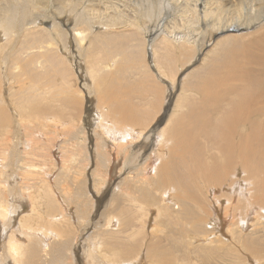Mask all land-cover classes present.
Returning <instances> with one entry per match:
<instances>
[{
	"label": "bare ground",
	"instance_id": "1",
	"mask_svg": "<svg viewBox=\"0 0 264 264\" xmlns=\"http://www.w3.org/2000/svg\"><path fill=\"white\" fill-rule=\"evenodd\" d=\"M63 1L67 0H0V69L21 64L28 72L36 58L29 51L34 44L56 42L60 44L61 53L48 49L43 56L50 67L36 77L58 83L47 92L51 103L63 105L69 101L77 103L75 108L81 107L82 101L74 94L61 95L68 76L62 52L74 42L76 53L86 55L93 69H86L95 76L90 92L98 107L102 105L92 121L100 135V140L93 139L98 140L96 165L108 164L105 161L108 153L105 155L100 147H120L126 154L129 153L127 146L142 138L149 141L143 147L151 149L150 165L142 176L129 173L114 177L108 183L104 178L107 189L102 194L108 196L112 188L117 191L109 194L111 211L103 224L86 218L90 212L85 209L86 203L76 202L84 212L82 216L69 212L60 214L62 208L59 209L58 201H61L53 188L67 192L62 185L69 179V168V173L61 172L59 179H54L56 185L54 181L49 183L33 177L28 178L29 184L21 185L15 178L16 170L6 178L11 180L7 185L5 178L0 177V264H76L72 258L77 256L73 251L79 247L74 243L80 221L86 222L85 225L91 223L97 229L86 238L89 244L84 252L88 264L97 261L101 264H149L150 261L184 264L193 260L186 256L191 251L186 252V249L190 247L199 255L203 254L197 258L198 264H248V261L255 264L263 259L264 238L259 234L264 236V0H93V3L80 0L82 9L77 8L78 2L69 3V8L57 5ZM100 7L104 11H93ZM170 9L173 13L180 11L181 20L177 22L182 21L181 25H166L171 12L165 13ZM108 10L109 14H105ZM245 28L249 29L242 32ZM170 32L173 33L169 35ZM210 38L217 39L205 52ZM86 43H89L87 48ZM43 47L45 45H39ZM144 47L143 52H138ZM25 52L28 58L23 61ZM148 54L163 81L167 72L178 76L177 61L188 55L191 58H187L186 65L179 66V69L187 68L181 77L179 75L181 90L172 80L168 99H162L165 107L161 119H166L162 120L163 127L155 124L151 135L145 138V128L151 124L154 111L150 107L135 110L134 98L140 95L137 91L140 84L137 92L129 82L131 79L123 82L126 87L120 86L121 78L114 84V78L119 76L115 77L112 69L117 70L116 74L130 72V69L142 74L143 78L137 76L139 83L146 77L149 82L152 78L158 79L159 74L155 73ZM109 56L118 61L105 64L102 60ZM198 57H202L201 62L195 66L194 62L189 70L191 64H188ZM70 69L71 73L74 69L77 71L75 66ZM58 78L61 82L56 80ZM4 79L12 89L10 79ZM190 86L194 91L199 89L203 97L198 91L196 97L187 94ZM43 99L42 94H30L20 101L28 118L37 119L45 110ZM3 102L0 92V121L5 124L7 115ZM171 103L173 111L168 113L166 108H170ZM104 104H108L106 110ZM46 122L54 123V119L48 118ZM159 141L167 156L158 152ZM131 153L130 157L141 154L133 150ZM72 156L73 153L62 158L65 164L71 163ZM3 167L7 168L0 158V168ZM98 169L97 166L91 172L96 176ZM81 183L84 188L86 182ZM26 203L28 206L22 210ZM151 207H156L158 212L152 232L168 228L164 236L155 237L157 240L149 239L147 231V222L153 216L149 213ZM45 217L49 220L45 221ZM218 231L223 232V238L216 234ZM163 237L168 244H164ZM194 238L206 241L204 247L195 244Z\"/></svg>",
	"mask_w": 264,
	"mask_h": 264
},
{
	"label": "rangeland",
	"instance_id": "2",
	"mask_svg": "<svg viewBox=\"0 0 264 264\" xmlns=\"http://www.w3.org/2000/svg\"><path fill=\"white\" fill-rule=\"evenodd\" d=\"M79 1L80 0H67L66 2L63 1L62 3L57 2V5H63V7L69 8V3L78 2L77 8L82 9L83 8L82 4L79 3ZM90 2L93 3L94 1L92 0ZM86 3H88V2H86ZM165 8L166 7H164V9ZM99 10L104 11L102 7L97 8L93 11L98 12ZM170 10L167 13H165V14H168L169 12H171L168 14L169 16H167V18L165 20L166 25H168V26H173L174 24H176V25L178 24V26L181 25L182 21L177 22V20H181L180 11H178V13H173L172 9H170ZM172 13H173L174 17L171 16ZM54 14L59 15V13L57 11L56 12L54 11ZM105 14H109V10L107 12H105ZM175 16H177L179 18L177 19V17H175ZM159 21H161V20L159 19ZM146 24H148V23H146ZM176 25H174V26H176ZM148 26L151 29L153 28V26L150 27V24H148ZM248 29H246V28L242 29V32L243 31L246 32ZM172 33L173 32H170L169 35ZM216 39L210 38V40L207 43L205 52H207L210 48H212L213 42ZM143 41H144V39H143ZM39 45H45V47L39 48ZM34 46L35 47L32 50H29L30 54L36 55V58L34 59V62L31 66L30 71L25 72V70L22 69L21 64H18L16 67H12V68H6L3 70L0 69V92H2V95H3V101H4L3 106L5 108V112L7 115L6 116L7 119H6L5 124H2L0 121V158L3 159V164L6 165V167H7L6 169H4V167L2 169L0 168V177L5 178V185H7L8 182L11 180L8 181L6 178H8V176L16 170L17 177H15V178L18 180V183H20L21 185L29 184L30 183L28 181L29 177L36 178L39 181H41L42 179H46L50 183V182H53L55 178L59 179L61 172L65 171V172L69 173V169H70L71 173L68 174L69 179L67 182L64 183V185H62V188H64V190H67V192H62L61 189H56L55 187L53 188L54 194L56 196H58V194H59L58 197L60 198V201L62 203L61 204L58 201L59 209L62 208L61 209L62 213H60V214H64V213L69 212V214L73 213L72 215H74L76 217L82 216L84 214V212H82V210H80V204L78 205V203H76V202H81V204L86 203L85 204L86 211L90 210V212L86 218L90 221L94 220L93 223H96V221H97V222H100L103 224V220H104V222L107 220V217H109L108 214L111 211V208H110L111 195H109V194H111L112 191H114V192L117 191V190H113V188H112V190L108 192V196L103 195L102 193L105 192L107 189V184L103 183L104 178H105V181H107V183H108L110 181V179H112L114 177H120V176L123 177L126 175L128 176L129 173H131L132 176H135L137 174L142 176V173L150 165L151 149L149 147H143V145L149 141L142 138L141 141L135 142L134 144L127 146L129 153H131L132 150L134 152L136 151V153L137 152L141 153V154H139L140 155L139 157L137 156L138 154H136V156L134 155L131 157H130V155L132 153L129 154L128 152H126V154H124L125 152H123L120 147L114 148L112 146L111 147L110 146H105V147L102 146V148L100 147V149H102V152L105 155H106V152L108 153L107 156L105 157L106 158L105 161L108 162V164L104 163L103 165L105 167L100 165V164L96 165L97 159H95V158H97V154H96L97 150L95 147H97V141L100 140L98 138V136L100 137V135L95 130V127H94L92 121H93V117L95 116L97 108L102 109V107H101L102 105L100 107H98L99 103L94 99V97L92 96V94L90 92V90L93 89L90 86L94 85L91 80H92V77H95V76H94V73H93V75H91L87 72V70L93 71V69L90 68L91 66H90L88 59L86 58V55L84 56V55H82V53H80V55H78V53H76L77 51L75 50L76 47L74 45V42H72V44L69 45V49H67V51L62 52V54L65 56V59H66L65 65L69 69L67 68L68 74L66 73L68 75L67 79H66L67 85L65 84V86L61 87V95L63 96V94L67 92V95L70 96L72 93V95L74 94L78 100L82 101L79 103V106H81V107L75 108L74 106L77 105V103L76 104L75 103L70 104L69 101L63 105H59L57 103H51V97L49 94H47V92L50 89H55L56 84H58V83H55L54 81H49L45 77H43V78L36 77V74L44 73V71L48 67H50L48 62L45 60L43 54H45L48 49H52V48L55 50V52L61 53V51L59 50L60 44H58L56 42H53V43L37 42L34 44ZM88 46H89V43H86L85 48H87ZM141 50L138 52H143V50H145V47H144V49L142 48ZM148 53L149 54L151 53V50L149 48H148ZM149 54H148V59L150 60V62H152L153 69H154L155 73H158L156 71V69L154 68L155 66H154L153 60L150 59ZM77 55L80 56V58ZM22 58H23V61H25L28 58V53L25 52L23 54ZM90 58H93V57H90ZM111 58L112 57L109 56L108 58H106L105 60H102V61L106 62L105 64H107V62H108L107 65L115 64V61H118V60H115L114 58H112V59ZM118 58H120V57L118 56ZM187 58L190 60L191 57L188 55V56H185L184 59H187ZM201 58L198 57L196 59V61L193 60V62H190L188 64V66L191 64L190 65L191 68L189 67V70L192 69L195 65L199 64L201 62ZM184 59H183V61H181V60L179 62L177 61V63H179L178 68H176V72L178 71V73H179L178 76H176V77L174 76L175 77V79H174V77L171 76L172 73L167 72L166 73L167 75L166 76L164 75V77H165L164 80H166V81H163L162 80L163 77H161L160 74L158 73L159 74L157 77L158 79L152 78V80H150V82H149L148 81L149 79L147 80L148 77H146V78H144V80L142 79L141 83H139V82H137V80H138L137 76L138 75L141 76L142 74L135 73L132 71V69H130V72H125V73L117 72V74H116L117 70L115 68L112 69L113 71H115L114 72L115 77H116V75L119 76L118 78L113 77L115 79L114 84H116L117 80L119 78H121V79H119V81L121 83L120 86L124 85L126 87L125 83H123V82H127L126 79H128V80L131 79L129 82H131V86L133 85L135 92L138 91V93L140 95H142V96L139 95L136 98H134V100L136 102V103H134L135 110L139 109V108H143V107H144L143 109H148L147 107H150V108H152V112L154 111L152 113L154 118H153L151 124L145 128V134H144L145 138H148L151 135L150 131H151L152 127H154L155 124H156L155 126H158V127H163V125H164L163 122L166 119H165V117L163 119H161V118L164 116L163 111H164L165 104L163 106L164 100H162V99H163V97H164V99H168L167 96H168V94H170L169 85H170V82L172 80H174V82L176 83V86L177 85L180 86V87L177 86L176 88H179L181 90V85H180L181 80L179 79V75L181 77V74L187 68L185 67V68L179 69V66H184V65H186V62L189 61L188 59L187 60H184ZM194 62H195V64H193ZM117 63L118 62H116V65H117ZM71 66L77 67L78 73H77L76 69H74V72L71 73V71H72V69H70V68H72ZM80 68H82L84 70H82ZM75 71H76V74H75ZM118 73H119V75H118ZM130 73H132V74H130ZM86 74L88 75V79H87ZM129 74H130V76H129ZM121 75H123L124 77H122ZM152 75L156 76L153 72H152ZM16 76H19V77L17 78ZM83 76H85V78ZM4 77H7L8 79H10V81L12 83V89L9 88V81L5 80ZM126 77H130V78H126ZM141 78H143V75L141 76ZM70 79H72V80H70ZM122 79H123V81H122ZM56 80L61 82L60 78H58ZM138 84H140L139 85L140 89H138ZM141 86H143V87H141ZM192 87L193 86H190L191 89L186 92L187 94L192 93L196 97L198 95V92H199L200 96L203 97V95L201 94V91L199 89H197V91H198L197 92V91H194L193 90L194 87L193 88ZM80 91H81V93H80ZM177 92L178 91H176L173 94V97L177 94ZM138 93H136V94L138 95ZM30 94L35 95V96H39L42 94L44 96V99L42 102H43V105L45 107V110L44 111L42 110L40 112L37 119H35L33 116H32V118H28L27 114H25L21 108L22 105L20 104V101H23L25 96L26 95L30 96ZM143 96H144V99H143ZM198 98L201 99L200 97H198ZM158 100H160L161 102H159ZM76 102H77V100H76ZM156 102L159 104H157ZM104 105H105L104 110H106V108H108V104L107 105L104 104ZM162 106H163V110H162ZM171 107L173 108V104L170 106V108H166V111L168 113L173 111V109ZM157 111H158V113H157ZM159 111H161V113ZM70 116H72L73 118ZM165 116H168V115L165 114ZM77 117H79V118H77ZM48 118L54 119V123H50V122L47 123L46 120ZM75 119H77V120H75ZM87 119H89V120H87ZM162 120H163V122H162ZM60 121H62L63 123L59 124ZM157 122H158V124H157ZM75 124H77V125H75ZM125 126L123 125V127H125ZM123 127L121 126L120 128H123ZM80 130H84V132H80ZM94 134H96V135H94ZM97 138H98V140H96V141L93 140V139H97ZM152 139L156 140L155 137H152ZM77 140H79V141H77ZM88 140H89V142H88ZM107 147H109L110 150H107ZM89 150H90V152H89ZM140 150H142V152H140ZM157 150H158V152H163V153L165 152V149H164L163 145L160 143V141L158 142ZM144 152H146V154ZM72 153L74 156H72L73 158H71V159H73V160L70 161L71 163L65 164V161H63L62 158H64L65 155L70 156ZM110 154H112V156H110ZM164 154H165L164 156H167V153H164ZM89 155L93 156L92 161H94V162L91 161L92 157ZM127 155H128V157H127ZM89 157H90V159H89ZM75 158H77V159H75ZM95 166L96 167L98 166V168L100 169V170L98 169V171H97L99 173L96 172V176H95V173L94 174L92 173L93 170L96 168ZM70 167H72V168H70ZM74 167H76V168H74ZM77 168H79L80 170ZM140 168H142V171H140L141 170ZM7 169L9 171H5ZM75 169H77V170H75ZM117 169H118V171H117ZM62 175H64V174H62ZM97 175L100 178H98ZM93 176L97 177V180H96L97 182L96 181L94 182L95 179ZM85 177H87L88 180ZM72 178H74V179H72ZM99 181H102V182H99ZM117 181H119V180L117 179ZM81 182H86V183H84V185H85L84 188L81 187L82 186ZM92 182L95 183L96 185L93 184ZM99 183L102 185L103 188L101 187V185ZM12 184H14L13 179H12ZM53 184L56 185L55 181L53 182ZM87 189H89V190L87 191ZM99 189L103 190V191L99 192L100 191ZM89 193H90V195H89ZM95 194L97 197H95ZM26 196H28V192H27ZM80 197H81V199H80ZM160 198H163V195H161ZM61 199L63 201H65L66 204H64ZM60 205L65 206V207H60ZM92 205L95 207H93ZM104 205H107V206H104ZM27 206H28V203H26V206H24L22 208V210L25 209ZM92 207L94 210L92 209ZM74 211H77V212H74ZM149 213H150V215H153V216H150V218H149V216L147 217V218H149V220L147 222L148 223L147 224V231H149V239L157 240V238H155V237H157V235H158V237L164 236L166 234V231H167L166 229H168V228L164 229V231H163L164 233L160 232V231L159 232H156V231L152 232V229H154L156 227L153 225L154 224L153 222H155V215L158 216L157 208L151 207V211L149 210ZM154 213H156V214H154ZM111 214L113 215V212H111ZM92 216H93V218H92ZM60 218H61V215H58L57 219H60ZM151 218H152V220H150ZM48 220H49V217H45V221H48ZM85 224H86V222H81V221H80V223H78V225L75 224V225H77L76 226L77 229L75 230V235H76L75 237L77 238V240L75 241L74 244L77 247L78 246L79 247L78 248L75 247L76 251L74 250L73 253L77 254V256L74 255L72 259L74 261L73 263L76 262V264H88L89 263L87 260H85V252H84L85 247L89 244V240H87L86 238L89 237L92 232H96V230H97L93 227V224H91V223L87 224V225H85ZM116 226H117V222H116ZM153 233H155V235H153ZM216 234L219 235L221 238H223V232L222 231H218V232H216ZM214 236H215V234H213L212 239L214 238ZM259 236L264 238L263 234H259ZM166 237H163L166 240V241H164V244L169 243L168 240L166 239ZM194 239H196V238H194ZM5 241H7V239ZM205 242L206 241L199 238V239H196L195 244L199 243L198 245L200 247H204L203 243H205ZM72 247H74V246H72ZM96 247L97 246H95V248ZM188 251H190V252L188 254H186V256H188L189 258L191 256V258L193 260L191 258L190 259L195 264L198 261L197 258L200 259L201 256L203 255V254L199 255L198 254L199 252H194L192 250V247H190L189 249H186V252H188ZM173 253H175V252H173ZM173 253L171 256L174 255ZM200 253H202V252H200ZM183 254H185V253H183ZM194 258H195V260H194ZM192 261H186V262H184V264H192L193 263ZM198 263H199V261H198ZM95 264H101V262L97 261ZM149 264H153L152 261H150ZM176 264H177V262H176ZM248 264H252V263L250 261H248ZM255 264H264V258L259 260L257 263L255 262Z\"/></svg>",
	"mask_w": 264,
	"mask_h": 264
}]
</instances>
